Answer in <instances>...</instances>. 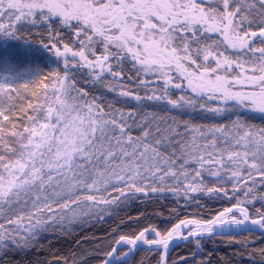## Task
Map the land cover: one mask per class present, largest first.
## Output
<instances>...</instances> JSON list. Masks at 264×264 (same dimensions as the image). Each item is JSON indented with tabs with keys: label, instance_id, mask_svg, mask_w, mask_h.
Listing matches in <instances>:
<instances>
[{
	"label": "snow or ice",
	"instance_id": "1",
	"mask_svg": "<svg viewBox=\"0 0 264 264\" xmlns=\"http://www.w3.org/2000/svg\"><path fill=\"white\" fill-rule=\"evenodd\" d=\"M141 251L264 264V0H0V264Z\"/></svg>",
	"mask_w": 264,
	"mask_h": 264
},
{
	"label": "trees",
	"instance_id": "2",
	"mask_svg": "<svg viewBox=\"0 0 264 264\" xmlns=\"http://www.w3.org/2000/svg\"><path fill=\"white\" fill-rule=\"evenodd\" d=\"M257 122H258V121H257ZM139 206H140V205H139V202H138L137 204H133V205H131V207H129V208L126 210V213H127V214H131V215H135L136 212H137V209L139 208ZM124 215H125V212H122V213H121V216H124ZM112 223H113L112 221H108L107 224L96 225V227L93 228V229H88V228H86V229H85V234H87V235H91L92 232L97 231V230L100 229V228H107L108 225H109V224H112ZM256 246H259L258 239H257V241H256ZM57 247H60V248H62L63 250L67 251L69 248L74 247V245L72 244L71 241H67V242H65V241L61 240V241H59V243L57 244ZM212 247H217V253H216V254L219 255V256H231V255L233 254V251H234L233 248L228 247V246H226V245H218V246H216V245H210V246H209L210 249H211ZM183 250H184V249H183V246H181L180 248H177L176 252L173 253V255H175L176 253H178V252H180V251H183ZM149 255H150V254H147V253L141 251L140 253L137 254V256H136L134 259L139 260V259L143 258V259L145 260V264H148V258H149ZM237 259L241 261V264H251V262L248 261V257H247V256H245V257H243V258H239V257H237Z\"/></svg>",
	"mask_w": 264,
	"mask_h": 264
}]
</instances>
